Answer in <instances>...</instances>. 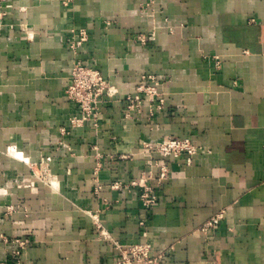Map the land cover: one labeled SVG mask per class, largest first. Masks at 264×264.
I'll list each match as a JSON object with an SVG mask.
<instances>
[{"label":"crops","instance_id":"1","mask_svg":"<svg viewBox=\"0 0 264 264\" xmlns=\"http://www.w3.org/2000/svg\"><path fill=\"white\" fill-rule=\"evenodd\" d=\"M9 1L21 11L0 34V234L10 240L0 264H115L112 239L142 241V219L164 252L154 264H264V0ZM74 27L89 31L77 52L66 44ZM154 27L151 43L136 39ZM77 59L119 89L101 103L97 129L69 128L80 108L64 89ZM148 72L166 105L127 117L124 96ZM166 135L204 150L191 163L167 158L172 178L147 209L138 190L111 184L140 176L143 141ZM45 160L53 188L32 185L30 164ZM221 210L216 230L200 235Z\"/></svg>","mask_w":264,"mask_h":264},{"label":"built area","instance_id":"2","mask_svg":"<svg viewBox=\"0 0 264 264\" xmlns=\"http://www.w3.org/2000/svg\"><path fill=\"white\" fill-rule=\"evenodd\" d=\"M75 0H60L65 6H70ZM149 7L148 3L141 6L145 10ZM156 28H152L149 33H139L136 39L141 44L151 43ZM89 40V31L86 27L71 28L67 35L66 44L69 49L77 52ZM217 64L221 60L216 58ZM114 76H105L101 70L89 62L77 59L71 70L64 93L67 99L77 104L80 108V114L70 117L69 125L71 129L82 127L86 124L97 129L100 126L101 103L105 98L114 99L119 93V89L113 83ZM163 82L154 73L148 72L141 76L136 85L134 93L124 96L127 111L126 116H132L134 113H142L144 107L148 106L147 117L151 119L155 113L162 110L166 105V96L162 89ZM65 133L67 128H62ZM97 149V146H94ZM204 150L203 146L198 144L191 137H176L171 135L163 136L156 141H143L141 153L146 158L148 168L143 170L140 176L128 181L118 180L111 184L113 189L138 190L139 198L143 206L147 209L153 208L159 200L157 187L163 181L172 178L171 166L167 158H179L187 156V162H192V158L198 152ZM131 154L123 155L129 157ZM159 156V158H158ZM49 159V158H48ZM48 164V160L45 161ZM42 164V163H41ZM98 168V166H97ZM95 170V180L98 181V170ZM155 182L153 184L152 182ZM102 188L98 183L97 191ZM225 217V210H221L211 216L200 228V235L207 236L212 230L220 225ZM140 225L144 227V239L139 242H120L112 239L110 234L102 229V234L106 238H111L115 248L118 250V256L115 264H154L163 256V251H156L152 244L147 240L146 220H140ZM101 226V224L99 223ZM23 249L27 241L16 240ZM22 249H17L15 254L19 256Z\"/></svg>","mask_w":264,"mask_h":264},{"label":"rangeland","instance_id":"3","mask_svg":"<svg viewBox=\"0 0 264 264\" xmlns=\"http://www.w3.org/2000/svg\"><path fill=\"white\" fill-rule=\"evenodd\" d=\"M19 9V7L15 6L9 0H0V34L3 32V30L8 29L6 21L8 16L14 12H20L21 10ZM41 163L30 164L29 173L33 181L32 185L34 186L35 184H43L46 187L53 188L56 183L55 174L53 173L52 169L49 167L48 164H46L44 161H42ZM6 208H8V210L10 211L14 210L15 208L17 209V207L14 208L13 206H6ZM1 240L10 241L8 237L4 234H0V241ZM16 250L17 248L13 250V254L15 256H17L15 254Z\"/></svg>","mask_w":264,"mask_h":264}]
</instances>
